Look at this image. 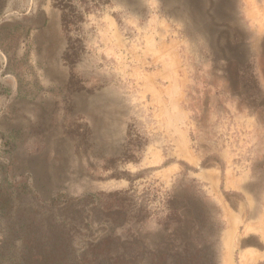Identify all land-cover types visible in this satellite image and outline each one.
I'll list each match as a JSON object with an SVG mask.
<instances>
[{"label":"rangeland","instance_id":"rangeland-1","mask_svg":"<svg viewBox=\"0 0 264 264\" xmlns=\"http://www.w3.org/2000/svg\"><path fill=\"white\" fill-rule=\"evenodd\" d=\"M0 264H264V0H0Z\"/></svg>","mask_w":264,"mask_h":264}]
</instances>
